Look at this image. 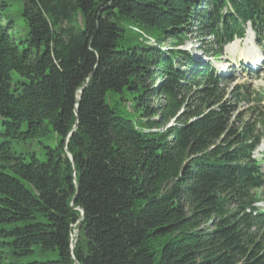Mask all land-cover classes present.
Segmentation results:
<instances>
[{
	"label": "trees",
	"instance_id": "1",
	"mask_svg": "<svg viewBox=\"0 0 264 264\" xmlns=\"http://www.w3.org/2000/svg\"><path fill=\"white\" fill-rule=\"evenodd\" d=\"M248 23L264 0H0V264H264L244 98L182 49Z\"/></svg>",
	"mask_w": 264,
	"mask_h": 264
},
{
	"label": "rangeland",
	"instance_id": "2",
	"mask_svg": "<svg viewBox=\"0 0 264 264\" xmlns=\"http://www.w3.org/2000/svg\"><path fill=\"white\" fill-rule=\"evenodd\" d=\"M12 9V13H14V18L13 20L16 21V27H17V36L18 38L22 39L25 37V30L23 28V23L21 21V18L19 16L20 14V7L15 4L13 5ZM19 10V11H18ZM27 32V30H26ZM251 31L248 30L247 36L245 37L244 40H237L239 43L236 44V47L233 48V50H229L225 48L224 52H223V56L219 59L218 63H215L213 61H210L211 59L215 58V57H207L206 54H204L203 49H200V43L199 40L197 38L196 33H193V36H191V38L189 39V41L186 42V44L182 47L183 50H186L187 52H189L194 59L199 62L200 64H208V62L210 64H212L214 66V68L218 71L221 72L223 69H226V62H230L235 64V62L239 61L240 56L242 58L247 57V56H256L255 51H256V47L258 48V46L251 47L249 44H251L252 42V36H251ZM209 39L205 40L204 45H201V48L206 47L209 41H212V38L208 37ZM236 42V41H235ZM234 42V43H235ZM233 43V44H234ZM242 45L244 47H242ZM163 49H168V42H165L164 44H161ZM260 48V47H259ZM239 49V51H238ZM261 49L263 50L264 53V46H261ZM241 53V55H240ZM178 63V62H177ZM225 66V67H224ZM212 70V69H211ZM236 75V81L234 83H232L231 86H229L228 91V96L232 95V90L234 88V86L236 84H245L246 86H249L252 95L255 92L261 93L264 90V68L258 73V75L256 76H251L250 74L247 73H241L240 76L237 75V73H235ZM121 96H114L112 94H109L108 97V101L109 103H111V105H118L119 110L122 111L123 113H125V115L130 118L133 119L134 121L139 119V112L138 113H134L133 109L131 108V104L133 103L131 102H127L125 99H129L128 96H124L123 99L120 98ZM119 99V100H118ZM258 102L256 100H254L252 103L250 104H246V103H242L238 109L235 112V115L233 117V120L235 119H239L240 116V122H238V125H241L243 123H246L248 121H252V119L257 117V113L253 111V106H255ZM116 105V106H117ZM259 107H261L260 104H258ZM126 110L128 111V113L126 112ZM172 124V123H171ZM170 124V125H171ZM168 125V126H170ZM166 128H162V130L164 131ZM261 193L264 194V191L258 192V195H260ZM58 258V253L56 251H50V252H42L39 250V248H36V252L34 255L29 256V257H22V258H17V257H11L10 258V263H29V262H33V261H46V260H50V259H57Z\"/></svg>",
	"mask_w": 264,
	"mask_h": 264
},
{
	"label": "bare ground",
	"instance_id": "3",
	"mask_svg": "<svg viewBox=\"0 0 264 264\" xmlns=\"http://www.w3.org/2000/svg\"><path fill=\"white\" fill-rule=\"evenodd\" d=\"M251 31V30H250ZM251 34H252V31H251ZM253 35V34H252ZM240 41V40H239ZM234 43V42H233ZM233 43H231V44H229L227 47H226V49H228V51L231 49V50H233V48H235L236 47V44H238L239 42L236 40V42L233 44ZM230 50V51H231Z\"/></svg>",
	"mask_w": 264,
	"mask_h": 264
},
{
	"label": "water",
	"instance_id": "4",
	"mask_svg": "<svg viewBox=\"0 0 264 264\" xmlns=\"http://www.w3.org/2000/svg\"><path fill=\"white\" fill-rule=\"evenodd\" d=\"M83 91V90H82ZM71 158H72V156H71Z\"/></svg>",
	"mask_w": 264,
	"mask_h": 264
}]
</instances>
